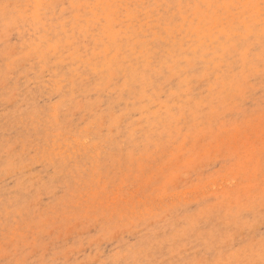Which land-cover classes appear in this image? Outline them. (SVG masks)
Returning <instances> with one entry per match:
<instances>
[{
    "label": "rangeland",
    "instance_id": "rangeland-1",
    "mask_svg": "<svg viewBox=\"0 0 264 264\" xmlns=\"http://www.w3.org/2000/svg\"><path fill=\"white\" fill-rule=\"evenodd\" d=\"M260 3L0 0V264H264ZM72 4L145 23L103 55ZM161 4L257 7L181 45Z\"/></svg>",
    "mask_w": 264,
    "mask_h": 264
},
{
    "label": "snow or ice",
    "instance_id": "snow-or-ice-1",
    "mask_svg": "<svg viewBox=\"0 0 264 264\" xmlns=\"http://www.w3.org/2000/svg\"><path fill=\"white\" fill-rule=\"evenodd\" d=\"M131 8L132 5H68L66 8L69 10L65 15H69L71 11L80 9H95L91 13L84 12L77 16L73 21V27L79 29L80 35H82L87 42L89 38L96 42V46L101 49L103 55H109L111 52V45L113 43V36L115 33L121 30L124 23H128L130 26L138 24L141 28L145 23L144 17L132 16L127 20L121 19L115 13L107 11H100L101 9H121ZM138 8L150 9V15L153 17L151 21H148L149 27L159 31L161 35H165L174 44L179 41L182 45L184 40H190L196 42L200 39V33L206 32L208 29H214L216 32H222L229 23H234L230 18L224 14V9H236L240 7L255 8L256 5H137ZM208 9L209 12L203 14L192 15L191 12L185 11V9ZM261 9V15L264 16V0H261L259 5ZM180 9V11H177ZM215 10V11H211ZM75 34V33H74ZM215 34V33H213ZM222 38V37H218ZM87 45H85V52H81V57L86 54ZM79 52V48H77ZM95 54V48L93 49ZM89 62L92 56L87 57ZM16 264H27L26 261H19Z\"/></svg>",
    "mask_w": 264,
    "mask_h": 264
}]
</instances>
